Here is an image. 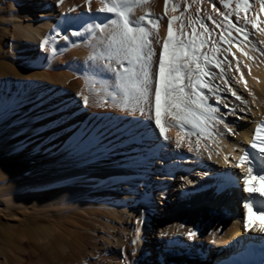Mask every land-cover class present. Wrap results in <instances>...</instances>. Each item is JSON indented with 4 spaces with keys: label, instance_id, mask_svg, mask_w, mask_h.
Masks as SVG:
<instances>
[{
    "label": "bare ground",
    "instance_id": "1",
    "mask_svg": "<svg viewBox=\"0 0 264 264\" xmlns=\"http://www.w3.org/2000/svg\"><path fill=\"white\" fill-rule=\"evenodd\" d=\"M46 1H20L11 6L9 21L14 22L18 39L9 43L10 37L8 40L2 37L1 41L8 48L15 46L26 52L37 37L43 41L49 30L46 5L37 17L33 11L35 6L41 7L40 4ZM209 1L205 3L212 8L215 4L217 12L205 10V17L208 13L217 22L223 20L218 12L227 14L236 7L235 0L229 8H224L221 0ZM250 3L251 8L246 13L249 20L258 16L261 21L258 28H264V12L260 10L259 0H250ZM68 4L87 10L85 0H64V7ZM150 4L146 6L148 10L140 9V15L150 11L156 17H163L159 28V37L163 40L167 34L168 17L164 15V8ZM100 6L99 0H92L93 13ZM180 10L172 12L170 8L169 14L179 15ZM243 15L244 12L241 13ZM230 19L236 22L234 12ZM209 26L214 29L213 39L219 41L223 27L216 28L212 22ZM238 26L247 28L248 41L238 44L242 35L234 29L232 35L236 39L231 45L220 41L221 51L217 58L224 60L227 57L223 63L227 71L223 68L228 85L221 80L219 69L213 68L217 74V82L215 79L213 82L224 90L218 93L222 97L220 103L215 101L212 105L219 107L216 116L223 123L215 124L212 138L199 141V154L195 150L196 136L191 137L192 152L188 151L187 137L183 138L181 148L175 147V141L182 136L177 128L167 130L170 142L165 144L146 125L136 123L142 117L113 106L98 110L92 101L85 107L82 98L76 95L79 89L71 90L69 76L55 74L46 67L42 70L44 73L40 70V77L39 74L38 77L32 75L36 78L33 82L14 81L11 92L8 89L10 79L0 81L3 84L0 86V218L8 220L10 217L18 225L22 216L45 217L55 223L61 217L69 220L70 216L93 221V226H98L104 239H117L118 247L127 250L135 238L136 251L143 256L144 264H264V238L256 235L264 232L256 231L255 226L245 231L240 214L233 207L234 197L239 193L235 189L238 191L240 186L228 183L231 179L229 174L238 176L242 170L246 175V165L239 170H235L234 165L239 163L242 150L249 147L253 136L250 128L256 127V122L264 118V32L253 29L251 23L244 25L243 19ZM64 27L57 26L55 32L62 33ZM177 27L178 22L173 24L174 32ZM51 46L53 42L50 41L47 47H42V53L45 54ZM228 48L231 52L225 51ZM245 52L247 55L243 54ZM55 81H60L59 85ZM228 86L247 103L233 97L226 90ZM210 94L216 99L214 94ZM227 101L232 103L229 109L252 115V121L258 119L250 121L248 126H237L233 137L228 135V129H232L226 117L229 109L227 111L223 106L228 105ZM160 170L171 171L173 178L160 176ZM219 174L230 177L224 180L217 177ZM156 177L158 179H153ZM154 183L157 184L154 189L159 188L156 192L152 191ZM203 186H208V190L194 194V190ZM160 205H165L166 209ZM151 213L156 225L153 228L148 226L147 238L158 246V251L150 250L137 233L138 219L144 217L146 221ZM157 218L160 220L156 221ZM77 222L79 226L81 221ZM88 222L82 221L85 226ZM191 224L199 230L194 238L184 235L189 229H194L189 227ZM251 233L257 238H251ZM12 234L14 243H19L20 237L15 231ZM51 237L55 239V236ZM173 239L177 243L169 244ZM60 242L67 243L64 238ZM180 242L186 245L179 246ZM48 245L53 246L51 242ZM0 255V264H10L7 254ZM228 258L233 261L229 262ZM243 258L247 260L242 261ZM110 264H117V261Z\"/></svg>",
    "mask_w": 264,
    "mask_h": 264
},
{
    "label": "snow or ice",
    "instance_id": "2",
    "mask_svg": "<svg viewBox=\"0 0 264 264\" xmlns=\"http://www.w3.org/2000/svg\"><path fill=\"white\" fill-rule=\"evenodd\" d=\"M63 2L64 0H57L58 5ZM199 2L200 0H193V3ZM99 3L101 6L93 13L92 0H85L87 11L76 18L86 17L85 24L81 26L83 31L71 32L74 37L88 34L86 43L93 51L88 55L87 61L90 66H95L93 75L84 77V88L76 95L82 98L85 107L89 106L90 98L96 96L99 97L97 102L101 106L111 102L113 107L142 117L136 123L146 125L165 144L170 142L167 130L177 128L182 134L175 141L177 149L182 147V140L187 137L188 151L192 152L194 149L191 137L196 136L195 150L199 154V141L212 138L215 135V124L223 123L216 116L220 111L219 107L209 103L208 95L214 94L219 103L222 97L218 93L224 90L213 83L217 75L212 71L213 68L219 69L221 80L228 85L222 67L227 57L224 60L217 58L221 51L220 41L231 45L236 39L232 35L233 29L242 35L238 44L248 41L247 28L238 26L241 19L244 25L251 23L253 29L264 32V28H258L261 22L259 17L249 20L246 14L251 8L250 0H235L236 7L231 12H218V15L223 16L220 22L211 15L207 16L216 28L223 27L219 41L213 39L214 29H210L199 16V8L195 18L185 15L191 4L180 11V15H171L169 7L172 12H176L180 10V5L172 0H164V15L168 17V22L167 34L161 40L159 28L163 17H155L150 11L135 17L136 9L146 7L150 0H99ZM221 3L224 8H229L233 0H221ZM259 3L261 12H264V0H259ZM69 11L74 12L76 8H70ZM213 12H217L215 4ZM233 12L237 17L236 22L230 19ZM242 12L245 15L241 16ZM176 22L178 27L174 32L173 24ZM58 36L60 32H56L55 36L45 37L41 47H47ZM62 39L69 40V35H63ZM157 44L158 52L155 47ZM73 46H76L75 42ZM52 51L55 53L56 49L53 48ZM225 51L231 52V48ZM243 54L247 55L246 52ZM226 90L237 100L247 103L230 86ZM86 91L88 94H85ZM224 107L228 108V105L225 104ZM230 112L235 113V109H230ZM228 131L231 133L232 129ZM242 151L239 163L234 167L246 165V175L242 177L243 192L248 194L242 200V208L245 210L242 217L244 229L250 231L255 226L256 231L264 232V120L257 123L248 149ZM227 159L226 156L225 160ZM229 175L231 179L228 183L239 187L241 178ZM196 234L191 229L184 233L190 238H194Z\"/></svg>",
    "mask_w": 264,
    "mask_h": 264
},
{
    "label": "rangeland",
    "instance_id": "3",
    "mask_svg": "<svg viewBox=\"0 0 264 264\" xmlns=\"http://www.w3.org/2000/svg\"><path fill=\"white\" fill-rule=\"evenodd\" d=\"M29 1L31 0H0V52H1L0 81H5L6 79H10L8 89L11 92V90L14 89L13 87L14 81L21 79L22 81L33 82L36 79V78L34 79V77H36L40 73V70L42 73H44L45 71L42 70L44 67H46L47 69H50V71L52 70L51 72L55 74L59 73L60 75L64 74L69 76V80H70L69 83L71 85V88H73L71 90L76 91L77 88L79 89L77 90V92H80L81 89H83L84 87V82H85L84 77L87 75H93V69L95 68V66L94 65L90 66V62L87 61V57L93 51V49L86 43V38L88 35L87 33H85L83 37L79 38V37L71 36V32L77 30L83 31V28L81 26L85 24L86 17L84 19H76V18L79 17L82 12H86L87 10L75 7L76 11L70 12L69 9L74 7L71 4H68V6L64 7L63 4L58 5L57 0H47L46 2L40 4L41 7L35 6L36 9L33 11L35 13V17H37V13L40 10H43L44 5H46L45 11L48 17L47 25L49 30L47 34H44V36L45 37L55 36L56 34L55 31L57 26L64 27L65 25V27L63 28L65 30L63 31L64 33L63 32L60 33V36L56 37L55 41H51L53 42V46L48 48L47 51H45L46 52L45 54L42 53L43 48L41 47L40 37H37V40L33 41L30 47H27L28 50L26 52H23L21 48H17L15 46L13 48L9 46L8 48L6 44L1 41V38L4 37L5 40H8L10 37L9 39L10 41H8L9 43L15 41V39L17 38L14 22H12V20L11 22L9 21L11 19L10 15L13 9L11 8V6L13 5L15 6L19 2L27 3ZM203 1L204 0H200L199 3H193V0H172L173 3H178L180 5L181 7L180 11H182L184 7H187L189 4H191V7L188 9V12L190 11V13L188 14L187 12L185 15L186 16L193 15L192 16L193 18L194 16L196 17L197 15V8L200 9L199 6H201L199 16L202 19H204L205 23L209 26L211 21H209L205 17L206 16L205 10H209L213 8L209 7L212 5L210 4L208 5V3H205L207 1L210 3L211 1L209 0L205 2ZM150 3H151L150 5L156 6L157 8H164V0H150ZM141 8L136 9L135 17L141 14L140 13L142 12L140 10ZM144 8L146 9L147 7ZM170 8L171 7H169V9ZM154 16L156 17V14H154ZM25 19L26 18H23V20ZM25 21L27 22V19ZM65 34L69 35V40L67 41L62 39L63 35ZM73 42H75L76 46H73ZM93 43H95V41H93ZM155 47L158 52L159 45L157 44L155 45ZM53 48L56 49L55 53H53L52 51ZM75 54L76 55L81 54L83 57L82 56L77 57ZM50 59H51L50 61L51 63L50 65H47ZM223 65L224 66L222 67H225L226 70V65L225 64ZM37 67L39 68V70L38 69L36 70ZM40 74L38 75L39 77ZM32 75L35 76L33 77ZM234 77L235 74L232 75V78ZM94 78L97 80L100 79V77H94ZM39 79L41 80L42 78ZM214 82H217L216 79L214 80ZM59 83L60 81H55V84L59 85ZM232 83L235 84V81H232ZM2 85L3 84L0 83V86ZM85 94H88L87 91L85 92ZM209 96H210L209 103L210 104H213V102L215 103L216 99L213 98V95L210 94ZM98 99L99 97L96 96H92L90 98V101L94 103L93 105L96 109L100 110L101 108H103L102 110H106L108 108H112L111 102L101 106L97 102ZM227 103H228V107L229 105H232L230 101L229 102L227 101ZM223 104L224 103H222L221 105ZM113 108L115 109L116 107ZM229 108L225 110L228 111ZM116 109L118 110L119 108ZM228 112L229 114L226 117L227 119H229L230 127L232 126L231 127L232 132L231 133L229 132L230 134H228L229 137H233L235 135L237 131L236 130L237 126L244 127L247 124L249 125L250 124L249 122L252 121V119H250L252 115H249L244 111H239V110L236 111L235 109L236 115L233 113L230 114V109ZM247 118H249L250 120ZM256 120H253L252 122L254 121L256 122ZM261 120H264V118L262 117ZM258 122H260V120H258L256 123ZM250 129L252 133H254L255 127H252ZM240 172L241 173L240 175L238 174V177L243 176V171L240 170ZM240 182H241V185L239 187L240 189H238V191H236L235 189V192H239V193H237V195H235L234 197L235 202L233 207L239 212L240 221L242 223L243 222L242 217L245 213V210L242 208V200L244 197L247 196V193L243 192L242 178L240 179ZM158 189L159 188L152 189V191L156 192ZM160 207L166 209L165 205L164 206L160 205ZM62 218L63 217L59 218L57 223H55L45 217L42 218L36 216H29V217L22 216L20 217V225H18V223H15V221H13V219H11L10 217L8 218V220H3L0 218V253L7 254L9 256L10 264H108V262L110 264V263H115L116 261L117 264H144L143 256L137 253L135 248V243H133V241H135V238L133 239V241L131 240L132 242L130 241L129 244L130 247L127 248L126 250L123 249L124 247L122 246L118 247L117 239L115 238L104 239L105 236H103L102 233L98 230V226L97 225L93 226L95 225L93 221L91 223L88 222L89 220H86L88 224H90L89 226H93L92 228L90 227L91 230H93V232H91L88 224L87 226H85L86 224L84 223L87 222L84 219H79L76 218L75 216L74 217L70 216L69 220ZM76 219L77 221H81L79 223L81 226L80 225L77 226L78 222L76 221ZM158 220L160 219L157 218L156 221ZM82 221H84V223H82ZM130 221L133 220L131 219ZM146 221H148L149 228H153L156 225L155 219H152V213L148 214V219ZM146 221L144 220V217H142V219L141 218L138 219V230H137L138 238H142V240L144 241V243H146V245L148 246V248H150V250L158 251V246H156L153 242H149L150 241L149 238L144 240V236L141 233V227L146 223ZM242 224L244 225V223ZM129 226L132 227V224H129ZM189 227L194 228L193 231L199 234V230H197L193 224H191ZM93 228L95 230L97 229L98 231L95 232ZM14 231L16 235L20 237V242H19L20 244L18 242L14 243V241L11 239L12 238L11 235H13L12 233H14ZM51 235L55 236V239H52ZM256 235L262 236V238H264V234L258 233ZM256 235L251 233L250 237L252 236L251 238L253 237L257 238ZM61 238H64L65 242L67 241V243L62 244V242H60ZM170 241L167 242L169 244L177 243L174 239L173 241L172 240ZM48 242H51L53 246L50 247L48 245ZM18 244L20 245V247L18 246ZM132 247L135 249H133ZM113 258L115 261L113 260Z\"/></svg>",
    "mask_w": 264,
    "mask_h": 264
}]
</instances>
